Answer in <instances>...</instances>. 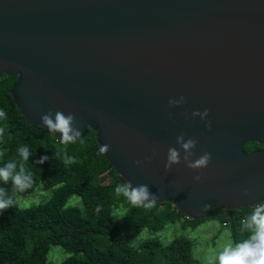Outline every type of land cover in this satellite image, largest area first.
Returning <instances> with one entry per match:
<instances>
[{
  "label": "water",
  "instance_id": "water-1",
  "mask_svg": "<svg viewBox=\"0 0 264 264\" xmlns=\"http://www.w3.org/2000/svg\"><path fill=\"white\" fill-rule=\"evenodd\" d=\"M2 74L16 76L10 94L30 125L75 113L119 178L157 203L200 219L264 200V0H0ZM204 109L210 130L183 115ZM181 133L198 140L194 159L211 153L206 168L165 171Z\"/></svg>",
  "mask_w": 264,
  "mask_h": 264
},
{
  "label": "trees",
  "instance_id": "trees-1",
  "mask_svg": "<svg viewBox=\"0 0 264 264\" xmlns=\"http://www.w3.org/2000/svg\"><path fill=\"white\" fill-rule=\"evenodd\" d=\"M15 81L16 76L0 75V108L7 112V120L0 121L6 129L0 141V167L18 160V148L27 146L33 154L26 167L34 184L23 193H15V199L39 185L56 189L43 203L23 208L15 204L0 212V264H52L47 260L51 246H59L68 254L58 264H197L191 258L192 244L185 237H175L166 245L152 238L132 246L131 240L144 228L158 231L175 222L183 227L205 218L217 219L229 230L234 243L247 238L248 234L240 231L241 220L254 207H217L209 209L203 218L185 220L171 202L156 203L145 210L117 197L115 186L123 181L99 152L95 133L86 128L82 132L84 144L65 146L48 130L30 125L11 97ZM260 146L248 142L243 150ZM65 149L74 163L61 162ZM58 152L61 155L55 158ZM42 156L49 159L36 163ZM0 187L10 190L11 185L0 183ZM71 195L80 198L81 207L67 206Z\"/></svg>",
  "mask_w": 264,
  "mask_h": 264
},
{
  "label": "clouds",
  "instance_id": "clouds-1",
  "mask_svg": "<svg viewBox=\"0 0 264 264\" xmlns=\"http://www.w3.org/2000/svg\"><path fill=\"white\" fill-rule=\"evenodd\" d=\"M186 103V98L180 96L178 99L173 98L168 101L169 107H179ZM172 113H169L171 117ZM185 119L200 117L206 121V128L209 130L212 127V122L208 120L209 110L193 111L191 115L187 112L183 114ZM42 125L51 133H59V143L62 145L84 144L82 132L75 126V113L65 114L62 111H48L40 117ZM7 120V112L0 108V121ZM5 127L0 126V141L5 136ZM177 147H169L167 151L166 162L164 165L165 171H170L174 165H179L181 162L192 170L206 168L211 162V153L204 152L197 158L194 149L198 144V140L194 137L185 139V134L181 133L176 137ZM110 150L108 144H103L99 148L101 154L107 153ZM19 159H13L0 167V183L11 185L10 190L5 187H0V212L8 208H12L16 204L15 193H23L34 184L33 175L28 171L26 165L30 156L33 154L27 146L18 148ZM183 153V155H182ZM60 153L55 154V158L60 157ZM48 156H42L36 163L43 164L48 160ZM151 161V157L145 158ZM62 163L65 165L74 163V158L67 154L66 149L63 152ZM140 166L143 161L136 160L134 162ZM197 182H202V175L198 174L193 177ZM117 197L125 198L132 207L151 210L156 206L158 194L150 190L146 184L134 186L131 181L118 183L114 189ZM247 194V193H245ZM100 208H97V212ZM241 233H247V238L238 243H228L218 254H212L205 258L206 264H264V202L256 203L252 212L241 220Z\"/></svg>",
  "mask_w": 264,
  "mask_h": 264
},
{
  "label": "rangeland",
  "instance_id": "rangeland-1",
  "mask_svg": "<svg viewBox=\"0 0 264 264\" xmlns=\"http://www.w3.org/2000/svg\"><path fill=\"white\" fill-rule=\"evenodd\" d=\"M56 187L44 189L41 185L30 192L16 198V204L23 208L33 204L43 203L53 194ZM67 206L81 207V200L76 195H71L67 200ZM185 237L191 244V258L197 264H206L205 258L212 254H218L228 243H234L230 238L229 230L222 226L217 219L205 218L194 224L181 226L178 222L165 225L158 231H150L147 228L141 230L132 240L131 245H138L144 240L156 238L163 245L168 244L175 237ZM68 256L66 251L59 246H51L47 260L52 264H58Z\"/></svg>",
  "mask_w": 264,
  "mask_h": 264
},
{
  "label": "built area",
  "instance_id": "built-area-1",
  "mask_svg": "<svg viewBox=\"0 0 264 264\" xmlns=\"http://www.w3.org/2000/svg\"><path fill=\"white\" fill-rule=\"evenodd\" d=\"M172 206L174 207V205L172 204ZM189 217L187 216V215H185V217H184V219L186 220V219H188Z\"/></svg>",
  "mask_w": 264,
  "mask_h": 264
},
{
  "label": "flooded vegetation",
  "instance_id": "flooded-vegetation-1",
  "mask_svg": "<svg viewBox=\"0 0 264 264\" xmlns=\"http://www.w3.org/2000/svg\"><path fill=\"white\" fill-rule=\"evenodd\" d=\"M259 148H261V146L260 147H257V148H254V149H259Z\"/></svg>",
  "mask_w": 264,
  "mask_h": 264
}]
</instances>
